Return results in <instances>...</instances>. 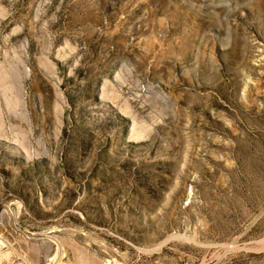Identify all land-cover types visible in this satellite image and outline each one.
I'll return each instance as SVG.
<instances>
[{"label": "rangeland", "instance_id": "rangeland-1", "mask_svg": "<svg viewBox=\"0 0 264 264\" xmlns=\"http://www.w3.org/2000/svg\"><path fill=\"white\" fill-rule=\"evenodd\" d=\"M0 264H264V0H0Z\"/></svg>", "mask_w": 264, "mask_h": 264}]
</instances>
